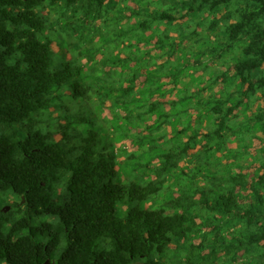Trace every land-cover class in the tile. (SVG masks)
<instances>
[{
    "label": "trees",
    "instance_id": "16d2710c",
    "mask_svg": "<svg viewBox=\"0 0 264 264\" xmlns=\"http://www.w3.org/2000/svg\"><path fill=\"white\" fill-rule=\"evenodd\" d=\"M46 263L264 264V0H0V264Z\"/></svg>",
    "mask_w": 264,
    "mask_h": 264
},
{
    "label": "rangeland",
    "instance_id": "374dc122",
    "mask_svg": "<svg viewBox=\"0 0 264 264\" xmlns=\"http://www.w3.org/2000/svg\"><path fill=\"white\" fill-rule=\"evenodd\" d=\"M67 104H73L74 107L72 109V111L75 114H78L84 118L87 119V121L85 123H82L81 128L84 129H89V128H94L97 127L95 125V120L93 118V114H95L96 112V107L94 106L93 108H90L89 106H86L85 103H87L84 98L82 97H74L73 99H71V102L69 103V100L66 101Z\"/></svg>",
    "mask_w": 264,
    "mask_h": 264
},
{
    "label": "water",
    "instance_id": "95a60500",
    "mask_svg": "<svg viewBox=\"0 0 264 264\" xmlns=\"http://www.w3.org/2000/svg\"><path fill=\"white\" fill-rule=\"evenodd\" d=\"M47 264V263H46Z\"/></svg>",
    "mask_w": 264,
    "mask_h": 264
}]
</instances>
